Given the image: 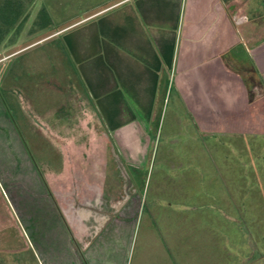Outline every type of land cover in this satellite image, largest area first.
Returning a JSON list of instances; mask_svg holds the SVG:
<instances>
[{"label": "rangeland", "instance_id": "1", "mask_svg": "<svg viewBox=\"0 0 264 264\" xmlns=\"http://www.w3.org/2000/svg\"><path fill=\"white\" fill-rule=\"evenodd\" d=\"M116 1L0 0V264H264V104L247 111L250 125L222 110L202 125L165 74L152 118L113 124L84 84L81 57L84 42H98L83 39L85 17ZM164 3L191 35L231 22L235 54L264 36V0ZM243 76L253 101L258 81ZM109 149L108 181L66 185L69 168L97 170ZM126 190L82 244L83 202L112 210Z\"/></svg>", "mask_w": 264, "mask_h": 264}, {"label": "crops", "instance_id": "2", "mask_svg": "<svg viewBox=\"0 0 264 264\" xmlns=\"http://www.w3.org/2000/svg\"><path fill=\"white\" fill-rule=\"evenodd\" d=\"M135 1L118 0L91 12L83 21L82 30L87 31H83V39L87 41L86 35H93L98 42L90 43L89 38L83 44L82 78L99 106L109 110L105 113L108 119L131 128L139 118H152L155 98L161 95L159 85L166 74L173 79L183 108L203 120L200 124H211L215 112L222 110L227 117L242 111L238 115L242 124L250 125L248 112L264 104V36L246 41V52L237 51L236 55L233 26L226 19L209 31L204 27L196 36L189 33L192 25L188 30L184 22L182 27L177 26L180 14L176 12L174 17L169 9L164 10L168 8L165 0L161 11L155 9L153 0L139 6ZM121 5L125 6L116 11ZM200 17L193 20L198 28L204 20ZM247 21L243 15L237 23ZM90 45L94 47L91 51ZM238 62L246 63V67ZM245 71L253 72L258 81L253 101L248 96ZM123 117L129 121L123 122ZM102 136L108 138L105 133ZM111 152L115 156L116 152Z\"/></svg>", "mask_w": 264, "mask_h": 264}, {"label": "water", "instance_id": "3", "mask_svg": "<svg viewBox=\"0 0 264 264\" xmlns=\"http://www.w3.org/2000/svg\"><path fill=\"white\" fill-rule=\"evenodd\" d=\"M116 159L118 161L117 162L118 167L121 168L122 163H121L119 157L116 156ZM126 177L129 180L127 173H126ZM125 186L128 189L132 185H125ZM126 191H127V193H125V198H123L122 201L117 202V203L113 202L112 205H109V206H112V210H110V208L106 205L107 203H100L99 201L92 202L89 200L86 202H83V204L81 205L83 211L81 212V215H80V220H81L80 225H81L82 229H80V230L82 232H87V233H85L84 235H81L80 238H78L82 244H85V243L88 244L89 241L91 239H93L94 236L99 232V230L102 228V226L104 224H106L110 220V218H113L117 214V211H119V209L123 206V204L130 197L129 194L131 192L129 193L128 190H126ZM53 195H54V197H57L55 193ZM56 199H58V198H56ZM103 204L105 206H101ZM64 213H65V211H64ZM95 222H96V224H95ZM68 223L71 227H74L71 224V222H69V220H68ZM75 235H76V237H78L77 231H75Z\"/></svg>", "mask_w": 264, "mask_h": 264}, {"label": "flooded vegetation", "instance_id": "4", "mask_svg": "<svg viewBox=\"0 0 264 264\" xmlns=\"http://www.w3.org/2000/svg\"><path fill=\"white\" fill-rule=\"evenodd\" d=\"M106 152H108V157L103 156L102 161L100 163L96 164L97 170L91 171L90 166H82L79 168H76L75 171L78 172L79 176H75L74 170L73 169H68V175L70 176V180L66 183V185H96L98 183H105L108 181L107 179V174L111 172V168L115 170L116 165L115 162L111 159L113 157L110 149ZM93 155V154H92ZM102 156V155H101ZM100 158V160H101ZM76 165L77 163H73V165ZM75 168V166H74ZM94 173H96L98 176H96L98 182H94L93 179H95L94 176H92ZM80 177V178H79ZM107 179V180H106ZM109 184L115 183V180L109 179ZM58 183V182H57ZM56 183V184H57ZM115 185V184H113Z\"/></svg>", "mask_w": 264, "mask_h": 264}]
</instances>
